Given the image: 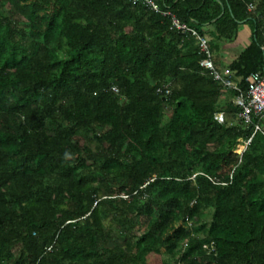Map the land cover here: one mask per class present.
<instances>
[{"label":"trees","instance_id":"1","mask_svg":"<svg viewBox=\"0 0 264 264\" xmlns=\"http://www.w3.org/2000/svg\"><path fill=\"white\" fill-rule=\"evenodd\" d=\"M153 1L0 0V264H264V120L162 14L217 42L250 25L246 92L264 0Z\"/></svg>","mask_w":264,"mask_h":264},{"label":"built area","instance_id":"2","mask_svg":"<svg viewBox=\"0 0 264 264\" xmlns=\"http://www.w3.org/2000/svg\"><path fill=\"white\" fill-rule=\"evenodd\" d=\"M134 3L144 2L150 8H153L157 12H161L159 6L153 0H133ZM254 9L253 5L249 6V10L252 11ZM164 16L171 17L172 19V28L177 29L186 34H191L194 38H196L197 43L200 47V53L204 56L201 61V66L210 71L214 76L215 80L220 82L224 87L239 91V94L234 98V103L241 107L242 111L239 114V118L244 121L245 124L249 125L252 122L253 116L262 117L264 120V75L260 73H254L249 78V89L248 91H240L237 83L233 80V74L229 69H224L222 71L217 68L213 59V53L211 47L209 45L208 40L201 36L200 33L191 28L189 25L181 22L179 18L173 15L171 12H163ZM264 50V46H263ZM118 91V90H116ZM170 94V90L165 88L161 90V93ZM216 119L220 123L225 122V115L220 113L216 116ZM259 130H263L262 125L256 126V132ZM251 140L245 142V148L242 152L246 151L248 145Z\"/></svg>","mask_w":264,"mask_h":264},{"label":"crops","instance_id":"3","mask_svg":"<svg viewBox=\"0 0 264 264\" xmlns=\"http://www.w3.org/2000/svg\"><path fill=\"white\" fill-rule=\"evenodd\" d=\"M195 29V28H194ZM214 26L205 28L206 32L214 31ZM201 35V34H200ZM211 47L215 65L222 71L228 69L229 65L238 58V56L250 46L253 39L252 28L247 24H241L239 27V34L237 39L232 42H217L209 34L205 37ZM264 129V125H263ZM237 152V151H236ZM242 154V153H240Z\"/></svg>","mask_w":264,"mask_h":264},{"label":"rangeland","instance_id":"4","mask_svg":"<svg viewBox=\"0 0 264 264\" xmlns=\"http://www.w3.org/2000/svg\"><path fill=\"white\" fill-rule=\"evenodd\" d=\"M106 224H107V230H108V235H109V246L123 245L124 239H122L117 234V230H116L117 228L111 227L109 222H107ZM147 261H148V264H163V257L158 254L151 253L147 256Z\"/></svg>","mask_w":264,"mask_h":264},{"label":"water","instance_id":"5","mask_svg":"<svg viewBox=\"0 0 264 264\" xmlns=\"http://www.w3.org/2000/svg\"><path fill=\"white\" fill-rule=\"evenodd\" d=\"M215 21H216V20H215ZM215 21H214V22H215Z\"/></svg>","mask_w":264,"mask_h":264}]
</instances>
